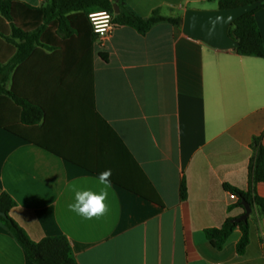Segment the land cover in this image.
I'll return each mask as SVG.
<instances>
[{
    "label": "crops",
    "instance_id": "0c3cea01",
    "mask_svg": "<svg viewBox=\"0 0 264 264\" xmlns=\"http://www.w3.org/2000/svg\"><path fill=\"white\" fill-rule=\"evenodd\" d=\"M218 2L123 4L141 18L157 10L182 20L185 10L218 9ZM254 18L264 46V6ZM44 54L23 65L19 81L49 113L47 139L58 142L63 133L57 127L66 124L69 148L89 138L83 153L91 164L138 168L160 203L111 182L107 213L85 220L69 210V185L99 192V175L0 127V194L14 200L9 215L31 240L66 236L78 264H264V214L256 208L247 218L249 243L242 255L236 252L239 228L221 249L204 232L244 213L224 185L247 191L253 137L262 135L264 147V58L216 49L167 22L145 34L114 26L97 38L89 78L85 55L83 62L77 55ZM255 192L264 198V181ZM0 264H34L2 225Z\"/></svg>",
    "mask_w": 264,
    "mask_h": 264
},
{
    "label": "trees",
    "instance_id": "16d2710c",
    "mask_svg": "<svg viewBox=\"0 0 264 264\" xmlns=\"http://www.w3.org/2000/svg\"><path fill=\"white\" fill-rule=\"evenodd\" d=\"M255 1H259L260 5L237 18L230 25L228 34L237 42L234 48L237 54L264 58V46L254 18L256 11L264 6V0H219L218 8L227 9ZM123 3L124 0H115L114 3L110 0H46L41 7H30L16 0H0V127L97 175L105 171V168L91 164L83 153L87 149L86 143L90 144L89 138H81L76 148H69L66 135L71 127L66 124L57 127L63 133L58 142L47 139L45 134L49 126V113L21 85L19 71L23 65H29L33 57L45 55L46 50L51 52L47 54L50 59L57 55H77L84 62L85 55V71L89 78L92 44L98 37L88 17L91 12L107 11L112 14L114 26H130L140 34H145L161 22L176 26L182 24L181 18L163 17L157 10L149 18H141ZM113 4L118 7L117 13L114 12ZM8 82H11L10 87H7ZM87 104L93 117L99 119L89 98ZM40 120H43L42 125L37 128L35 124ZM261 137H253L251 142L253 155L249 165L248 190L241 191L229 185H224V188L237 197V206L243 208L242 201H245L251 209L256 208L264 214V198L255 192L256 184L264 181V147L260 143ZM136 169L137 172H134L125 165L123 169L111 171L109 179L159 204L156 191L143 173ZM179 193L180 198L185 200L187 194L184 180L181 181ZM14 205V200L8 194H0V211L3 213L0 215V225L9 231L32 263L78 264L66 236H45L39 241L31 240L9 215ZM233 219L228 217L220 227L205 229L204 232L210 244L221 249L232 231L239 228L241 236L236 244V252L242 255L249 243V223L248 220L233 222Z\"/></svg>",
    "mask_w": 264,
    "mask_h": 264
},
{
    "label": "water",
    "instance_id": "95a60500",
    "mask_svg": "<svg viewBox=\"0 0 264 264\" xmlns=\"http://www.w3.org/2000/svg\"><path fill=\"white\" fill-rule=\"evenodd\" d=\"M259 1L227 9H187L182 16V33L202 41L216 49H234L237 42L228 34L230 25L240 16L255 10ZM114 12L118 7L113 4ZM244 213L233 219V222L246 221L251 213V207L242 201ZM0 215L3 213L0 211Z\"/></svg>",
    "mask_w": 264,
    "mask_h": 264
},
{
    "label": "clouds",
    "instance_id": "9594fccd",
    "mask_svg": "<svg viewBox=\"0 0 264 264\" xmlns=\"http://www.w3.org/2000/svg\"><path fill=\"white\" fill-rule=\"evenodd\" d=\"M111 169L101 172L98 176L99 183L103 188L99 191H93L88 188L78 187L75 182L69 185L74 192V202L69 205V210L83 217L85 220L99 218L104 216L108 211L106 201L109 197L111 187Z\"/></svg>",
    "mask_w": 264,
    "mask_h": 264
},
{
    "label": "built area",
    "instance_id": "2783aa9c",
    "mask_svg": "<svg viewBox=\"0 0 264 264\" xmlns=\"http://www.w3.org/2000/svg\"><path fill=\"white\" fill-rule=\"evenodd\" d=\"M88 17L94 33L98 35L97 38L107 35L114 27L112 23V14L107 11L91 12Z\"/></svg>",
    "mask_w": 264,
    "mask_h": 264
}]
</instances>
